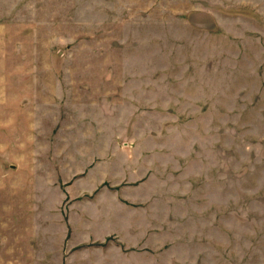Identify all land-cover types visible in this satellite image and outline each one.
Here are the masks:
<instances>
[{
  "label": "rangeland",
  "instance_id": "1",
  "mask_svg": "<svg viewBox=\"0 0 264 264\" xmlns=\"http://www.w3.org/2000/svg\"><path fill=\"white\" fill-rule=\"evenodd\" d=\"M0 264H264V0H0Z\"/></svg>",
  "mask_w": 264,
  "mask_h": 264
},
{
  "label": "crops",
  "instance_id": "2",
  "mask_svg": "<svg viewBox=\"0 0 264 264\" xmlns=\"http://www.w3.org/2000/svg\"><path fill=\"white\" fill-rule=\"evenodd\" d=\"M90 138L93 139L92 135ZM113 179L112 197L98 199L97 204L90 203L89 206H85L80 217L82 220H75L72 224L75 237L91 240L101 235V230L104 228V233L107 235L114 236L122 244L126 242L123 241L126 238V185L116 180L119 179V176L114 175ZM103 214L104 216H102ZM102 218L105 219L103 225L101 224Z\"/></svg>",
  "mask_w": 264,
  "mask_h": 264
}]
</instances>
